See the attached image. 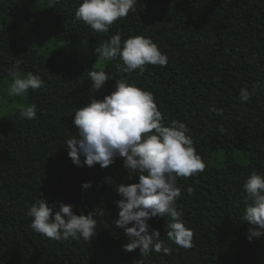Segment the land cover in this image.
I'll list each match as a JSON object with an SVG mask.
<instances>
[{
	"label": "trees",
	"instance_id": "1",
	"mask_svg": "<svg viewBox=\"0 0 264 264\" xmlns=\"http://www.w3.org/2000/svg\"><path fill=\"white\" fill-rule=\"evenodd\" d=\"M80 2L0 0V78L13 79L8 69L19 62L22 73L45 82L19 98L23 105H37L36 119L20 118V108L0 115V264H137L141 259L144 264H264V236L249 241L250 225L243 220V185L251 172L264 173V0H137L135 11L107 33L75 18ZM20 26L36 42L13 36ZM116 33L122 41L151 38L167 55V65L124 72L117 58L94 68L45 46L50 39L102 44ZM93 70L112 79L95 90ZM117 80L151 91L165 124L185 122L206 162L203 172L177 180L183 187L176 207L193 230L191 248L168 241L171 220L157 216L149 219V231L157 229L172 254L141 257L139 248L124 250L129 239L114 224L122 199L116 188L138 182L139 174L129 178L119 157L102 168L78 166L68 155L66 141L78 136L74 112L92 98L110 95ZM255 84L260 87L251 101L241 103L240 89ZM212 106L223 114L212 113ZM87 181L91 187L83 189ZM41 199L54 205L53 212L61 203L71 204L77 215L103 209V215L93 213L95 235L90 241H56L34 231L27 212Z\"/></svg>",
	"mask_w": 264,
	"mask_h": 264
},
{
	"label": "clouds",
	"instance_id": "2",
	"mask_svg": "<svg viewBox=\"0 0 264 264\" xmlns=\"http://www.w3.org/2000/svg\"><path fill=\"white\" fill-rule=\"evenodd\" d=\"M136 3L137 0H81L75 10V18L94 31L107 33L116 20L135 11ZM95 52L104 61L119 58L124 72L139 69L143 73L148 64L163 67L168 63L167 55L151 38L143 35L122 41L121 34L116 33L99 44ZM8 71L13 78L6 90L9 97L23 98L29 90L45 87L39 75L22 73L19 62ZM89 77L95 90L112 79L103 70L90 71ZM115 83V90L110 95L102 100L92 98L74 112L73 123L78 129V136L66 141L68 155L78 166L92 167L98 163L102 168L110 166L119 157L123 159L129 178L139 174L138 182L120 184L116 188L122 199L117 202L119 212L114 224L123 228L124 235L129 239L123 246L124 250L139 248L141 257H148L153 252L172 254L173 249L161 239L160 232L154 228L149 231V219L157 216H168L171 220L168 241L181 248H191L193 230L186 226L182 212L176 207L183 187L178 186L177 180L203 172L206 162L196 151L185 122L172 120L170 124H165L151 91L126 80ZM259 87L255 84L251 90L241 88V103L250 102ZM210 111L216 115L223 114V109L215 106ZM19 116L36 119L37 105L21 106ZM220 132L223 133L224 129L221 128ZM90 187L91 181L82 183L83 189ZM243 189L247 194L243 220L249 222L247 238L251 241L264 236V173L251 172ZM187 191L191 193L192 187L189 186ZM53 207L41 199L31 205L27 215L32 218L30 226L34 231L56 241H90L97 227L93 213L103 215L100 208L87 215H77L72 211L71 204L61 203L55 212ZM137 264H144V261L141 259Z\"/></svg>",
	"mask_w": 264,
	"mask_h": 264
},
{
	"label": "rangeland",
	"instance_id": "3",
	"mask_svg": "<svg viewBox=\"0 0 264 264\" xmlns=\"http://www.w3.org/2000/svg\"><path fill=\"white\" fill-rule=\"evenodd\" d=\"M12 35L31 44L36 42L35 35L28 28L20 26L13 29ZM98 45L86 39H69L63 41L50 39L45 44V46L62 51L64 55L72 57L84 65L103 68L107 61L98 58V54L95 52V48ZM11 81L12 79L7 77L0 78V115L23 106L22 101L19 100L20 97H9L6 94V90ZM8 98H11V100L9 101Z\"/></svg>",
	"mask_w": 264,
	"mask_h": 264
}]
</instances>
